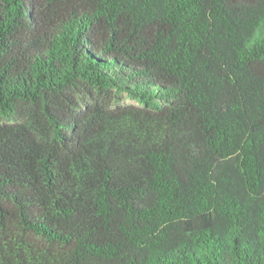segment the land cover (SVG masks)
Masks as SVG:
<instances>
[{"label": "trees", "instance_id": "obj_1", "mask_svg": "<svg viewBox=\"0 0 264 264\" xmlns=\"http://www.w3.org/2000/svg\"><path fill=\"white\" fill-rule=\"evenodd\" d=\"M0 264H264V0H0Z\"/></svg>", "mask_w": 264, "mask_h": 264}, {"label": "rangeland", "instance_id": "obj_2", "mask_svg": "<svg viewBox=\"0 0 264 264\" xmlns=\"http://www.w3.org/2000/svg\"><path fill=\"white\" fill-rule=\"evenodd\" d=\"M128 101H129V102H132V100H131V99L127 100V102H128Z\"/></svg>", "mask_w": 264, "mask_h": 264}]
</instances>
